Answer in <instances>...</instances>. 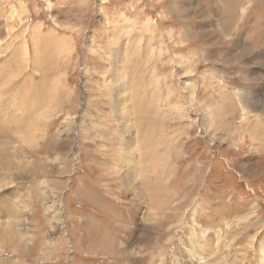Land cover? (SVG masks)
Instances as JSON below:
<instances>
[{
	"label": "rangeland",
	"instance_id": "rangeland-1",
	"mask_svg": "<svg viewBox=\"0 0 264 264\" xmlns=\"http://www.w3.org/2000/svg\"><path fill=\"white\" fill-rule=\"evenodd\" d=\"M142 92L155 212L119 177ZM0 264H264V0H0Z\"/></svg>",
	"mask_w": 264,
	"mask_h": 264
},
{
	"label": "bare ground",
	"instance_id": "bare-ground-1",
	"mask_svg": "<svg viewBox=\"0 0 264 264\" xmlns=\"http://www.w3.org/2000/svg\"><path fill=\"white\" fill-rule=\"evenodd\" d=\"M140 34V33H139ZM128 41V40H127ZM127 43V42H126ZM137 42H135L134 44H136ZM133 44V45H134ZM132 45V44H131ZM131 47V46H129ZM119 52V51H118ZM117 52V53H118ZM121 52V51H120ZM134 52V51H133ZM23 61V60H22ZM137 61V60H136ZM24 62V61H23ZM15 71H17V68L20 67L22 65V63H17L15 64ZM30 64L27 63V66H29ZM14 66V65H13ZM52 68V66H51ZM11 73V72H10ZM63 74V73H62ZM62 74H59L57 75V78L56 80L52 81V85L55 84L56 85H60V84H57L58 83V79H62ZM111 75V73H110ZM45 76H46V73H45ZM118 76V74H117ZM44 81L46 82H50L48 80V77H44L43 78ZM114 80V79H113ZM124 81V80H123ZM120 82V81H119ZM114 83V82H112ZM122 83V82H121ZM37 85V82H34L33 85ZM114 85V84H113ZM32 88L33 87H30L31 91H32ZM65 87L62 86V91H61V88L60 86H58V93H61V92H65ZM113 89V88H112ZM41 90V89H40ZM57 90V88H56ZM55 90V91H56ZM39 91V90H37ZM60 91V92H59ZM113 91V90H112ZM43 92V91H42ZM29 93V92H28ZM34 92H31V94H33ZM66 93V92H65ZM118 93V92H117ZM36 94V93H34ZM144 92H142L139 96V99H138V102H136V104L134 105V107L131 106V110H130V107H126L127 105L123 106L122 105V95L121 93L120 94H115L116 96L115 97H118V103L116 104H113V112L115 113V116L117 119L120 120V124L118 123V130L120 131V134L123 135V142H121V145H122V159H121V164H120V180L126 185L127 189L131 190V191H136L138 192L139 196L141 198H144V194L148 196V201H147V205L149 206V209H152L154 210L155 212V209L160 207V205H163V202H164V198L166 196V185H164L163 183L160 184V182L158 181V178L155 177V178H150L152 177V175L154 174L151 173V175L147 174V172H143V170H148V171H151V170H156L158 165L159 164H163V161L164 159L167 157V155H165L164 153H160V144L157 143V142H151V133H152V127L151 126L153 121H154V117L155 115H153V117L149 116V117H146V113H149V111H151L152 109H150V107L148 106V104L146 103V100H145V96H141L143 95ZM29 96V95H28ZM31 96V95H30ZM37 96V95H35ZM39 96V95H38ZM47 96V95H45ZM32 97V96H31ZM147 98V97H146ZM23 99V98H22ZM39 99V98H38ZM41 99V98H40ZM47 99H44V106L43 108L45 109V111H47L48 113V104H47ZM21 101V100H20ZM24 101V100H23ZM42 101V100H41ZM148 101V100H147ZM150 102V101H149ZM41 103V102H40ZM40 103L38 102V105H40ZM132 103V102H131ZM134 103V102H133ZM151 103V102H150ZM36 104V102H35ZM34 104V105H35ZM42 104V103H41ZM133 105V104H131ZM31 107V106H30ZM35 108V106H33ZM29 108L30 111H33L34 108ZM40 108V107H39ZM158 108V107H157ZM28 109V110H29ZM38 110V108H36ZM41 109V108H40ZM128 109V110H127ZM133 110V111H132ZM165 110V109H164ZM45 111H42V112H45ZM51 111V109L49 110ZM153 111V110H152ZM36 112V111H34ZM123 112H126L127 114L130 115L129 119L132 120V122L135 124V127H136V130H137V133L135 134H132V130L130 129V127L128 125H125V123H128L129 124V119L128 121L126 122L125 119H126V116H123ZM154 113H156V115L159 114V109H157L156 111H153ZM32 113V112H31ZM161 113V112H160ZM30 114V113H29ZM28 112H27V115H29ZM34 116V114H30L29 116H26L28 118H30V116ZM31 116V117H32ZM42 116V115H41ZM141 117H146L148 118V121L146 120L144 124H140V120L143 121V119H141ZM145 119V118H144ZM33 123V119H31ZM124 120V122L122 121ZM130 120V121H131ZM157 120V119H156ZM38 122L39 125L41 126V129H44V126L42 124V121L41 119H39V121H35V123ZM28 123V122H27ZM133 123H131L130 125L132 126ZM34 125V123H33ZM29 127L31 128V124L29 125ZM167 127V126H166ZM29 128V130H30ZM132 128V127H131ZM142 131H144V133L142 134ZM35 132V131H34ZM124 133V134H123ZM37 134H35L36 136ZM32 128H31V131H30V135H29V140L30 138H34V136H32ZM32 138V140H33ZM39 138V137H38ZM37 139V138H36ZM36 141V140H34ZM161 143L166 145L164 143V141L162 142L161 140ZM12 150V149H11ZM11 150H8L10 153H12ZM58 158V157H57ZM139 163V167L137 168L136 167V163ZM132 163V164H131ZM57 164V163H56ZM59 164V163H58ZM9 165H12V160L9 161ZM30 167V166H29ZM33 167V166H32ZM43 167V166H42ZM37 169V168H35ZM121 169H124V172L122 173ZM34 171V170H33ZM32 171V172H33ZM119 172V171H118ZM29 173V172H27ZM142 173V174H141ZM136 175L138 178H136ZM146 175L148 177V180H146ZM141 178V183H142V178L144 180L147 181V183L145 185L140 186L139 183H137V181H134L136 179H139L140 180ZM145 181V182H146ZM128 182L131 183V186L132 188H130L131 186L128 185ZM144 189V191L142 190ZM7 194V193H6ZM5 196V195H4ZM13 199V198H12ZM11 199V200H12ZM143 202H144V199H143ZM15 203V202H14ZM1 204L4 205V201H1ZM12 206H10V210H11V215L14 216L16 219L19 217V213H20V210H17L16 207H18V205L16 206V203H15V206L13 204H11ZM5 208V207H4ZM148 208V207H147ZM158 211V210H157ZM156 211V212H157ZM2 212V211H1ZM4 212V211H3ZM146 212V211H145ZM21 216V214H20ZM146 220L147 219H152L153 216H151V214H147V217H145ZM19 219V218H18ZM150 219V220H151ZM17 223V222H16ZM17 225H20V224H17ZM17 230V226H14L12 228H10V232H14ZM25 238V237H24ZM12 240V239H11ZM10 241V240H9ZM17 242V241H16ZM15 242V243H16ZM5 243V241H4ZM8 243V242H7ZM19 245V244H18ZM11 246V245H10ZM19 247V246H18ZM17 248V247H16ZM15 248V249H16ZM18 249V248H17ZM138 251V250H137ZM19 263V262H18Z\"/></svg>",
	"mask_w": 264,
	"mask_h": 264
}]
</instances>
